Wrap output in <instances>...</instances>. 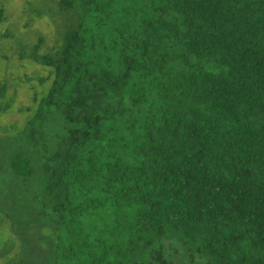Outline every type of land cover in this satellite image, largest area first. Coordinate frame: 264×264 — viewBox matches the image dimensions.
I'll list each match as a JSON object with an SVG mask.
<instances>
[{"label": "trees", "instance_id": "trees-1", "mask_svg": "<svg viewBox=\"0 0 264 264\" xmlns=\"http://www.w3.org/2000/svg\"><path fill=\"white\" fill-rule=\"evenodd\" d=\"M59 5L61 43L22 54L51 84L11 156L52 264H264V0Z\"/></svg>", "mask_w": 264, "mask_h": 264}, {"label": "rangeland", "instance_id": "rangeland-1", "mask_svg": "<svg viewBox=\"0 0 264 264\" xmlns=\"http://www.w3.org/2000/svg\"><path fill=\"white\" fill-rule=\"evenodd\" d=\"M0 8L5 13L0 22V82L7 87L2 105H9L0 112V264H52L53 227L33 198L40 183L15 178L11 156L19 150L13 141L51 84L42 82L49 68L22 54L39 40L40 53L53 51L71 20L59 0H0ZM177 254L178 264H198L185 263L184 254Z\"/></svg>", "mask_w": 264, "mask_h": 264}]
</instances>
